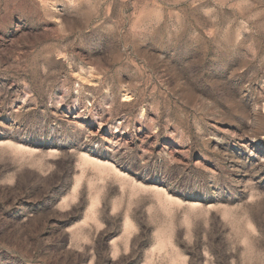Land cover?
Returning <instances> with one entry per match:
<instances>
[{"label":"rangeland","instance_id":"rangeland-1","mask_svg":"<svg viewBox=\"0 0 264 264\" xmlns=\"http://www.w3.org/2000/svg\"><path fill=\"white\" fill-rule=\"evenodd\" d=\"M0 264H264V0H0Z\"/></svg>","mask_w":264,"mask_h":264}]
</instances>
